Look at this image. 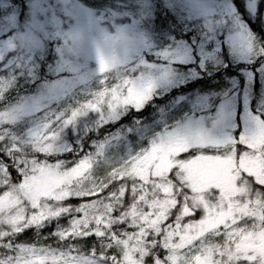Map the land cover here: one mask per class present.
Wrapping results in <instances>:
<instances>
[{
  "label": "snow or ice",
  "instance_id": "snow-or-ice-1",
  "mask_svg": "<svg viewBox=\"0 0 264 264\" xmlns=\"http://www.w3.org/2000/svg\"><path fill=\"white\" fill-rule=\"evenodd\" d=\"M261 81L264 0L0 4V264H264Z\"/></svg>",
  "mask_w": 264,
  "mask_h": 264
},
{
  "label": "rangeland",
  "instance_id": "rangeland-1",
  "mask_svg": "<svg viewBox=\"0 0 264 264\" xmlns=\"http://www.w3.org/2000/svg\"><path fill=\"white\" fill-rule=\"evenodd\" d=\"M5 2H6V0H0V4H3ZM12 3L13 4H19L20 3V0H12ZM16 10L19 11L20 10L19 7H17ZM239 67L240 66L238 65L237 68H239ZM261 82H264V81H261ZM175 92H176V90H175ZM169 96H171V94L170 95H166L165 94V95L161 96L160 98L161 99L165 98L166 100L165 99L164 100H165V103H166L167 100H168V98H169ZM165 103L163 102L161 105H164Z\"/></svg>",
  "mask_w": 264,
  "mask_h": 264
},
{
  "label": "trees",
  "instance_id": "trees-1",
  "mask_svg": "<svg viewBox=\"0 0 264 264\" xmlns=\"http://www.w3.org/2000/svg\"><path fill=\"white\" fill-rule=\"evenodd\" d=\"M241 67V66H240ZM166 100V99H165ZM165 100L164 99H162V100H158L157 101V104L159 105V106H163V105H161L163 102L165 103Z\"/></svg>",
  "mask_w": 264,
  "mask_h": 264
}]
</instances>
